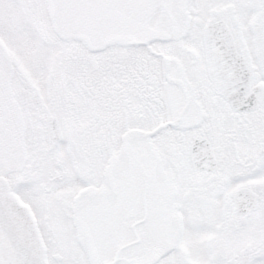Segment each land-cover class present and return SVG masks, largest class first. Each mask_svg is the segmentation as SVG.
I'll list each match as a JSON object with an SVG mask.
<instances>
[{
	"label": "snow or ice",
	"instance_id": "1",
	"mask_svg": "<svg viewBox=\"0 0 264 264\" xmlns=\"http://www.w3.org/2000/svg\"><path fill=\"white\" fill-rule=\"evenodd\" d=\"M0 264H264V0H0Z\"/></svg>",
	"mask_w": 264,
	"mask_h": 264
}]
</instances>
